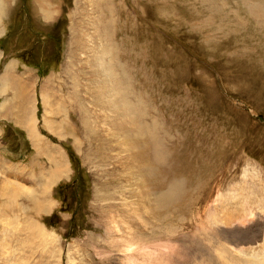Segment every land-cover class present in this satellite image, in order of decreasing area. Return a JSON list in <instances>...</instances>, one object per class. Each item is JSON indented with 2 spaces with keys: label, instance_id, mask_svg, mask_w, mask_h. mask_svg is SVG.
<instances>
[{
  "label": "rangeland",
  "instance_id": "1",
  "mask_svg": "<svg viewBox=\"0 0 264 264\" xmlns=\"http://www.w3.org/2000/svg\"><path fill=\"white\" fill-rule=\"evenodd\" d=\"M104 2L0 0V74L12 61L22 72L13 79V70L1 83L7 90L0 92V264H114L124 253L123 239L132 247L173 240L176 251L167 264H236L234 259L261 250L264 86L251 77L248 87L241 77L251 74L244 52L262 58L264 16L255 11L264 0H107L108 12ZM109 19L110 37V25L107 30L104 24ZM108 44L117 50L109 51ZM105 52H112V66ZM98 64L111 66L115 74H103ZM105 73L129 94L121 99L112 86L120 106L106 103L112 97L100 84ZM126 101L138 110L140 122L156 125L163 146L149 149L121 132L123 126L131 131L122 112ZM2 117L13 124L2 123ZM121 120L125 123L117 126ZM30 128L43 135L30 137ZM35 139L43 141L39 159L31 147ZM157 148L177 154L176 161L189 159L207 183L188 188L197 202L183 218L140 230L134 227L142 207L151 203L146 200L167 191L166 183L186 190L193 176L176 169L171 159L159 162ZM128 166L139 171L142 185L123 174ZM163 178L165 188H157L155 179ZM138 188L144 198L147 194L144 203L137 200ZM229 216L253 218L245 223L252 231L228 229L221 219ZM112 221L141 235L125 238ZM214 221L224 228L221 235L211 234ZM259 229L261 237L255 235ZM248 247L250 253L239 251Z\"/></svg>",
  "mask_w": 264,
  "mask_h": 264
},
{
  "label": "bare ground",
  "instance_id": "2",
  "mask_svg": "<svg viewBox=\"0 0 264 264\" xmlns=\"http://www.w3.org/2000/svg\"><path fill=\"white\" fill-rule=\"evenodd\" d=\"M112 1V0H111ZM103 3H105L104 2V0H103ZM110 3V2H109ZM111 4V3H110ZM112 4H113V2H112ZM103 5V4H102ZM107 5V0H106V4L105 5H103L104 7ZM263 5L264 4H261L260 3V5H259V8L257 9L255 6H253V7H251V10L253 11L254 10V7L257 9V11H255L256 13H261L260 15L261 16H264V9H263ZM101 6V5H100ZM112 6H114V4L112 5ZM102 7V6H101ZM103 8V7H102ZM107 8V9H106ZM109 8H110V6H109ZM109 8L106 6L105 7V9L107 10V12L109 11ZM104 9V8H103ZM105 9L104 10H102V11H105ZM111 9V8H110ZM250 9V8H249ZM255 9V10H256ZM221 10V9H220ZM250 10V11H251ZM114 11V10H113ZM248 11V10H247ZM105 12H103V16H106V14H104ZM254 13V12H253ZM112 14H113V12H112ZM116 16V15H115ZM107 17H109V18H111V15L109 16V14H108V16ZM113 19V18H112ZM110 19H109V21H106L105 20V25L107 26V30L109 29L108 28V26L110 25V29L108 30L109 31V37L110 36H112V35H114V30H113V20H112V22L110 23ZM115 22V21H114ZM234 22V21H233ZM236 24V23H235ZM242 24H243V22H242ZM247 24V23H246ZM104 25V26H105ZM213 25V24H212ZM245 25V24H244ZM244 25H242V26H244ZM248 25V24H247ZM105 26V27H106ZM236 26V25H235ZM105 27H103L102 29H104ZM219 27V26H218ZM249 28V27H248ZM264 29V28H263ZM251 30V29H250ZM244 32V31H243ZM105 35V34H104ZM123 40H124V42H125V39L122 37V43H124L123 42ZM260 43V45H258V50L260 51V53H261V56H262V58L261 59H257L255 56H252V55H248L247 53H245L244 52V54H246L247 56V58H249V60H250V63H248L247 65H246V67H247V72L248 71H250L251 72V74H250V76H249V78H247V80L246 79H244L243 77H241L242 79V81H243V83L246 85V86H251L250 84H249V79L251 78V77H254V78H256L257 79V83L258 84H260V83H262L263 84V86H264V44L262 45V43L263 42H259ZM256 44V43H255ZM244 45H246L245 43H244ZM111 46V47H110ZM109 46V44H108V48H109V51H112V52H114L115 50H117V45H116V49L112 46V45H110ZM241 46V45H240ZM244 47H246V46H244ZM243 48V47H242ZM115 49V50H114ZM243 49H245V48H243ZM112 52L108 55V53H106L105 52V55L107 56V60H109L108 62L111 64V66H112V56H111V54H112ZM99 59V58H98ZM239 64H241L242 66H243V62H238ZM107 64V63H106ZM99 65V64H98ZM258 65H260V66H262V68H263V70H260V72L261 73H258V72H256V71H254L253 69H257V67H258ZM7 66V68L10 66V64L9 65H6ZM100 67H101V70H102V72H103V74H104V71H110V72H113L114 70L112 69V67L111 66H107V65H104V67H102L101 65H99ZM238 67V66H237ZM256 67V68H255ZM9 69V68H8ZM7 69V70H8ZM241 70V69H240ZM99 71V70H98ZM238 72V71H237ZM10 73V72H9ZM9 73L8 72H6L5 71V73H4V81H5V84H6V80L7 79H5V78H7L8 76H9ZM114 73V72H113ZM240 73V72H239ZM246 73V72H245ZM106 74V73H105ZM111 74V73H110ZM115 74V73H114ZM237 74V73H236ZM242 74V73H241ZM244 74V73H243ZM249 75V74H248ZM101 77H100V79H102L101 81H100V84L101 85H103L104 84V87L105 88H107V89H105L106 91H108V93H109V95L112 97V99H110V100H107L106 101V103L107 102H109L110 104L112 103L114 106H120L121 105V103H120V101L117 99V100H114V98H113V95L115 94V89H118L119 91L117 92V93H121V99H123V98H126L129 94H128V92H126V91H124V90H120L121 88H122V85L121 84H119L117 81L115 82V80H114V78H112V76H110V75H107L106 74V76L107 77H102V75H100ZM109 77V78H108ZM106 78H108V79H106ZM120 79V78H119ZM118 79V80H119ZM253 79V78H252ZM120 81V80H119ZM112 83V84H111ZM115 84V89H113V85ZM100 85V86H101ZM3 86V85H2ZM100 86L98 87V88H100ZM240 86V85H239ZM242 86V85H241ZM244 87V86H243ZM127 89H129V88H127ZM104 90V89H103ZM98 91H100L99 89H98ZM117 91V90H116ZM99 93V92H98ZM97 93V94H98ZM23 94V93H22ZM113 94V95H112ZM99 96H101V94H99ZM116 97V96H115ZM119 98V97H118ZM100 100V99H99ZM133 102V101H132ZM1 105V104H0ZM137 108V107H136ZM122 112L124 113V115H123V117L125 116V119H126V117H127V123H125V122H123L122 120L119 122V123H117V124H119V125H117V126H123V124H122V122L123 123H125V124H128L129 126H131V131L129 130V129H127V133L125 132L126 131V129L124 128V126H123V129H122V133H124V135H130V134H132L133 136H134V138L136 139V140H138V141H141L142 143H143V145L144 146H146V147H149V149H150V147L151 148H155V147H161V146H163V144L159 141V139L157 138V136L155 135V133H156V129H155V127H156V125L153 127V125H152V123L151 122H149V125H151V126H149L147 123H142V122H140V120L139 119H141V117H140V115L138 116V110L137 109H135V106L133 105L132 106V104H131V102L130 101H126V103H125V105H124V109L122 110ZM139 114H141V112H139ZM142 115V114H141ZM142 118H143V116H142ZM126 121V120H125ZM63 123V122H62ZM116 126V127H117ZM16 129V128H15ZM35 132V131H34ZM33 132V133H34ZM126 135V136H127ZM132 135H130V136H132ZM33 138V137H32ZM132 138V137H131ZM134 138H133V140H134ZM36 142H37V139H35V143H34V145L36 144ZM129 142V141H128ZM40 143V142H39ZM126 143H127V141H126ZM129 143H131V142H129ZM135 144V143H134ZM137 144H138V142H137ZM128 145V144H127ZM130 145V144H129ZM136 145V144H135ZM141 145V144H140ZM131 146H133V143H132V145ZM31 147H32V145H31ZM128 147H130V146H128ZM33 148V147H32ZM140 148V147H139ZM142 149V148H141ZM129 150V149H128ZM138 150H140V149H138ZM145 150V149H144ZM157 150V152H158V155H157V159L159 158V162L160 161H164L165 159H167V160H170L171 159V161H174L173 162V165H174V167L176 168V169H178V170H181V172H183V173H185V171H187L188 173H190V172H193L192 174H193V176H192V179H190V181H189V179H188V181L186 182L188 185H187V189L186 190H183V188L181 187V188H179L180 186H182V184H180L179 186H178V184H177V186L178 187H176V184H169V183H166L164 186H166V187H168L169 189L166 191H164V190H160L159 191V197H157V196H153L152 198L153 199H147L146 201L147 202H149V201H151V203L149 204V206H146V207H142V214H139L140 216L138 217V220H137V222H136V225H135V227L134 228H138V229H140V230H145L146 228H148V226L150 225L152 228L156 225V227H157V222L159 223V225L160 226H162V224L163 223H166V222H168L169 224H171L172 222L171 221H173V220H177L178 218H183V216L185 215V214H187L188 213V211H189V209H190V211L193 209V207L195 206L194 204H196V202L197 201H195L196 200V198H195V192L193 191V190H190V189H188V188H193V187H190L191 185L193 186V185H195L197 188H198V190L201 188V185L203 186V184L201 183V181L202 182H205V180H204V176L202 175V174H197L196 172H195V170H194V168H195V165H193V164H191L188 160L189 159H185L184 161H176L177 160V154H175V155H169L168 153H167V151H166V149H156ZM137 151V150H136ZM169 151V150H168ZM135 152V151H134ZM145 152V151H144ZM187 152V151H186ZM131 153V152H130ZM137 153V152H136ZM191 153V152H190ZM141 154H143V152L141 153ZM153 154V153H152ZM173 154V153H172ZM183 154V153H182ZM128 155V153H126V156H125V158H124V162H128L129 160H130V157H128L127 156ZM133 155H135V154H133ZM146 155H148V154H146ZM112 156V155H111ZM139 156V155H138ZM179 157H180V155H178ZM183 156V155H182ZM181 156V157H182ZM133 157V156H132ZM149 157V156H148ZM110 159H111V157H109ZM140 158V157H139ZM144 158H145V156H144ZM143 158V159H144ZM132 159V158H131ZM136 160H137V157H136ZM144 160H151V158H145ZM55 161V160H54ZM135 162V161H134ZM134 162L133 161H131L129 164L131 165H134ZM151 162V161H150ZM199 163H201L200 161H199ZM57 164V163H56ZM145 164V163H144ZM152 164V163H151ZM197 164H198V160H197ZM139 165V164H138ZM143 165V164H142ZM146 165H148V164H146ZM155 165V164H154ZM143 166H145V165H143ZM150 166V165H149ZM191 166H193V168L191 167ZM197 166V165H196ZM199 166H200V164H199ZM137 167V166H136ZM150 167H152V166H150ZM150 167L148 168V167H146V169H150ZM204 168V167H203ZM131 169V168H130ZM129 169V166L126 168V170H125V172L123 171V174L126 176V175H128L127 177V179L129 180V179H131V177H133V178H136L137 179V183H138V180L140 179L138 176H137V174H135L136 172H132L133 170H130ZM137 170L139 169V168H136ZM196 169V168H195ZM213 169V168H212ZM211 168H209V167H206L205 168V171L206 170H209V171H211L212 170ZM140 170L141 171H143L144 170V168H143V170H142V167H140ZM151 171V170H150ZM155 171V170H154ZM199 171H201V170H199ZM148 172H149V170H148ZM186 172V173H187ZM195 172V173H194ZM137 173H139V171L137 172ZM144 174L145 173H147L146 172V170H145V172H143ZM151 173V178H153L154 179V177H152V173H155V172H153V169H152V172H150ZM150 173H147V174H149L148 176H150ZM209 173V172H208ZM204 174V173H203ZM146 175V174H145ZM157 176H158V174H157ZM160 176V175H159ZM163 176V175H162ZM188 176H189V174H188ZM123 177V176H122ZM198 177V178H197ZM142 178V177H141ZM144 178H146V176L144 177ZM150 178V177H149ZM150 178V179H151ZM158 179V178H157ZM128 180H126L127 182L124 184V185H127V183H128ZM147 181V180H146ZM150 181V180H149ZM154 181V180H153ZM152 181V182H153ZM139 182H141V185H142V180L140 179V181ZM130 183V182H129ZM154 183V182H153ZM205 183H207V182H205ZM133 184V183H132ZM147 184V183H146ZM164 184V178H163V180L161 179V180H157L156 181V179H155V183H154V185L155 186H158L157 188H160V187H164V186H162ZM149 186H151V185H149ZM127 187V186H126ZM138 187L139 188H141L139 185H138ZM145 187V186H144ZM146 187H148V186H146ZM153 187V186H152ZM195 187V188H196ZM108 188V187H107ZM138 188V189H139ZM149 188V187H148ZM147 188V189H148ZM156 188V187H155ZM165 188V187H164ZM186 188V187H185ZM142 189V188H141ZM141 189H139V191L136 193L137 194V200H141L143 203L145 202V198H146V195L147 194H145V198H144V192L141 190ZM162 189V188H161ZM194 189V188H193ZM132 190V189H131ZM150 190V189H149ZM195 190H197V189H195ZM197 190V191H198ZM111 191V190H110ZM123 191H125V188H124V190ZM133 191V190H132ZM136 191V190H135ZM147 191V190H146ZM145 191V192H146ZM155 191V190H154ZM120 192V191H119ZM130 192V191H129ZM128 193V192H127ZM130 193H133V192H130ZM148 193V192H147ZM150 193H151V191H150ZM154 194V193H153ZM126 195V194H125ZM132 196V195H131ZM133 197H136V196H133ZM199 197H200V195H199ZM126 198V197H125ZM135 199V200H136ZM129 202V201H128ZM133 202V201H132ZM141 202V203H142ZM131 203V202H130ZM134 203V202H133ZM137 204V203H136ZM135 204V205H136ZM138 204H139V202H138ZM132 205V204H131ZM142 205V204H141ZM138 206V205H137ZM124 207V206H123ZM139 207V206H138ZM124 209V208H123ZM130 209V208H129ZM136 210H137V208H136ZM136 210H134L133 209V211H136ZM150 210H155V212L154 213H150L149 211ZM123 211V210H122ZM137 211H139V210H137ZM131 212V211H130ZM133 213V212H132ZM110 214V213H109ZM125 214H126V212H125ZM136 217V216H135ZM115 218V217H114ZM134 218V217H133ZM126 219H128V218H126ZM130 219V218H129ZM183 220V219H182ZM218 220V219H217ZM220 220V219H219ZM254 219L253 218H244V219H239V220H237V219H235V218H233L232 216H229V218L228 219H226V218H223V219H221V221H222V225H225L228 229L230 228V229H233L234 231L236 230V231H239V232H241V233H247V232H251L252 231V229H251V227L249 226L250 224H248V225H246L245 223H246V221H253ZM129 221V220H128ZM208 221H209V219H208ZM211 221V220H210ZM112 223L114 224V226L116 227V229L118 230V231H122V229H123V232L125 233V238H127V237H129L130 238V236L132 235V234H137V235H141V234H139L138 233V230L137 229H134L133 228V230H132V228H130V227H128L127 225H123V224H121L120 226H119V228H118V226H117V224H116V222H114V221H112ZM125 223V222H124ZM131 223V222H130ZM235 223H237V224H235ZM245 224V225H239V224ZM251 223V222H250ZM258 223V222H257ZM256 223V224H257ZM167 224V223H166ZM208 224V223H207ZM131 225V224H130ZM211 234L213 233V232H217L218 234H220L219 232H222L223 230H224V228H221L222 226H221V224L220 223H218V222H216V221H214V222H212L211 224ZM255 225V224H254ZM132 226V225H131ZM170 226V225H169ZM206 226V225H205ZM114 227V228H115ZM225 227V228H226ZM106 228H108V226H106ZM170 228V227H169ZM149 229V228H148ZM163 229H165V228H163ZM166 230V229H165ZM254 230H256V228L254 229ZM235 231V232H236ZM154 232H155V230H151V232H150V235H154ZM207 232H209V231H207ZM226 232V231H225ZM224 232V233H225ZM262 233V229H259V231H256V233L257 234H255L256 236H258V237H261V233ZM229 233V232H228ZM127 234V235H126ZM216 234V233H215ZM218 234H216V236L218 235ZM232 234V233H231ZM240 234V233H239ZM251 234V233H250ZM221 235V234H220ZM225 235H228V234H225ZM236 235V234H235ZM242 236V235H241ZM235 237V236H234ZM236 237H237V235H236ZM248 237V236H247ZM145 238V237H144ZM192 238V237H191ZM263 238V237H262ZM236 239H239V238H236ZM243 239V238H242ZM261 239V238H260ZM148 240V239H147ZM245 240V239H244ZM93 241V240H92ZM126 240H124L123 239V244H124V253H123V255L119 258V259H117V261L116 262H114V264H167L168 262H167V257H168V255H170V254H172V253H175V251H176V249H175V245L172 243V241L171 240H162V241H158V240H151L150 242H147V241H145V243H142V242H139L140 244L139 245H136L135 247H132L131 246V244H129V242L128 241H126ZM139 241H142V240H139ZM238 241V240H237ZM240 241V240H239ZM246 241V240H245ZM252 241H254V240H252ZM244 243V242H243ZM255 243H256V241H255ZM255 247H257V246H255ZM255 247H253V248H255ZM252 247H248V248H243V249H240L239 251H242V253H250L252 250ZM260 249V248H259ZM233 250V249H232ZM233 251H236L237 252V250H233ZM232 251V252H233ZM254 252V251H253ZM240 253V252H239ZM235 254V253H234ZM253 254V253H252ZM252 254H250V256L249 255H247L248 257H246L245 259H234V262L236 263V264H264V247L263 248H261V250H255V252H254V254L252 255ZM172 258V257H171ZM173 259V258H172ZM223 259V258H222ZM228 260V259H227ZM81 261V260H80ZM233 261V260H232ZM228 262V261H227ZM226 262V263H227ZM231 262V261H230ZM230 262H229V264H230ZM233 262V263H234ZM74 264V263H73ZM172 264V263H171ZM203 264V263H202ZM218 264H224V263H218ZM228 264V263H227Z\"/></svg>",
  "mask_w": 264,
  "mask_h": 264
},
{
  "label": "crops",
  "instance_id": "3",
  "mask_svg": "<svg viewBox=\"0 0 264 264\" xmlns=\"http://www.w3.org/2000/svg\"><path fill=\"white\" fill-rule=\"evenodd\" d=\"M20 66H23V67H25V64L24 63H22L20 60H19V63H18ZM3 72L0 74V92H4V91H6L7 90V87H6V85H1V83H4L5 84V81H4V73H5V71L6 72H10L9 74H11V77L13 76V70H14V72H15V75L12 77L13 79H19V77L21 76V74H22V72L19 70V68L16 66V63L14 62V61H12V63H11V65L7 68V66H6V64H4L3 65ZM8 69V70H7ZM9 78V77H8ZM8 78H5V79H8ZM7 83H9V82H7ZM37 84V83H36ZM39 85H40V83H39ZM21 88V87H20ZM35 89H36V85H35V87H34V89H33V92L35 91ZM40 89H41V87L39 88V93L38 94H40V96H41V93H40ZM99 89V88H98ZM39 96V95H38ZM39 96V98H42V97H40ZM34 102H35V107H37V105H36V97L34 98ZM41 103H42V101H41ZM1 105H0V113H2V109H3V102H1L0 103ZM7 121L6 122V124L7 125H9V127H10V124H13L12 123V120H10V119H7V118H4V117H2V119H1V122L3 123L4 121ZM35 130L33 129V128H30L29 129V136L30 137H34V136H37V135H41V134H39V133H37L36 131L34 132ZM34 132V133H33ZM43 135V134H42ZM41 135V136H42ZM22 137L25 139L26 137L25 136H23L22 135ZM40 142V143H39ZM43 141L42 140H40V139H37V142H36V144L35 145H33L32 144V147H33V150H34V152H35V156H36V158L37 159H39V157H38V155H39V151H40V147H42L43 146V143H42ZM61 147V146H60ZM38 148V149H37ZM20 153H24V150H22V148L20 149ZM12 155V154H11ZM63 155H65L64 153H61L60 155H59V157H60V163H61V165H64L65 163H66V157L65 156H63ZM62 156V157H61ZM15 196V195H14ZM14 196H12V200H11V203H12V205H11V212H12V215H13V217H15V197ZM4 208H5V201H4Z\"/></svg>",
  "mask_w": 264,
  "mask_h": 264
}]
</instances>
